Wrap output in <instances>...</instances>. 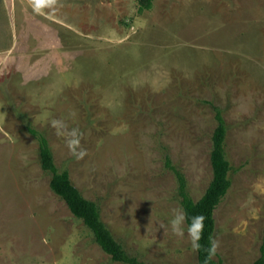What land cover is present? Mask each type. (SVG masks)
I'll list each match as a JSON object with an SVG mask.
<instances>
[{
    "label": "rangeland",
    "instance_id": "1",
    "mask_svg": "<svg viewBox=\"0 0 264 264\" xmlns=\"http://www.w3.org/2000/svg\"><path fill=\"white\" fill-rule=\"evenodd\" d=\"M0 0V264H123L50 188L31 126L131 255L197 264L172 233L196 201L227 123L231 187L215 210L224 264H251L264 234V0ZM53 121H59L55 126ZM85 154L81 157L80 153Z\"/></svg>",
    "mask_w": 264,
    "mask_h": 264
},
{
    "label": "trees",
    "instance_id": "2",
    "mask_svg": "<svg viewBox=\"0 0 264 264\" xmlns=\"http://www.w3.org/2000/svg\"><path fill=\"white\" fill-rule=\"evenodd\" d=\"M137 1L139 11L152 8V0ZM212 108L217 121L212 134L210 154L213 176L204 194L198 200L195 201L190 196L183 172L171 162L167 154L164 155L165 166L174 173L177 179L180 203L188 214V218L185 220L188 228L192 224L191 217L198 215L205 217L204 228L198 242L199 247H196L197 264H224L214 246L216 232L214 214L231 187L232 174L239 169L234 167L228 158L226 150L227 123L223 111L215 104H212ZM26 129L38 141L41 167L51 175L50 188L66 203L71 213L81 219L91 230L95 242L110 256L111 260L123 264H151L129 254L123 245L116 240L108 226L102 221L98 205L81 194L70 179L68 170L59 169L56 166L45 135L31 126H27ZM251 264H264V234L259 247V255Z\"/></svg>",
    "mask_w": 264,
    "mask_h": 264
},
{
    "label": "clouds",
    "instance_id": "3",
    "mask_svg": "<svg viewBox=\"0 0 264 264\" xmlns=\"http://www.w3.org/2000/svg\"><path fill=\"white\" fill-rule=\"evenodd\" d=\"M59 121H53V125L58 124ZM85 153L81 152L80 156L82 157ZM188 218L187 212L183 208H177L172 210V215L169 220V225L171 227L172 233L177 237L184 236V228L183 224L185 220ZM192 224L188 228V232L192 235V243L193 247H199V240L201 238V234L204 228V220L205 217L202 215L191 217ZM195 229V232H193Z\"/></svg>",
    "mask_w": 264,
    "mask_h": 264
}]
</instances>
